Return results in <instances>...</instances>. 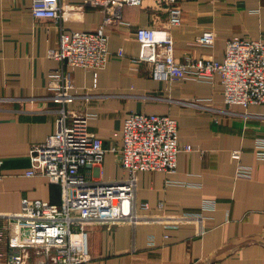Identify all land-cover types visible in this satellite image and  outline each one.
Here are the masks:
<instances>
[{"label": "crops", "instance_id": "0c3cea01", "mask_svg": "<svg viewBox=\"0 0 264 264\" xmlns=\"http://www.w3.org/2000/svg\"><path fill=\"white\" fill-rule=\"evenodd\" d=\"M64 3L73 11L58 25L33 17L31 0H0V213H17L23 198L60 202L59 187L47 177L25 176L30 148L56 128L57 105L48 98L47 75L59 61L48 52L57 46L59 26L93 31L104 16L83 0ZM175 3L181 10L176 27H169L163 1L122 6L104 25L111 53L104 68L95 78L92 71H71L85 97L68 108L90 113L88 128L106 149L102 162L89 171L93 179L127 176L111 149L121 145L113 135L130 113L174 118L179 144L193 147L178 154L173 174L138 173L135 204L141 221L85 225L90 260L82 264H264V161L254 155L255 140L264 138V105L226 107L217 75L213 82L153 79L152 63L137 58L135 39L138 27L169 28L176 61H221L231 37L264 42V0ZM207 31L214 33L212 43H198ZM119 49L122 57L115 55ZM198 99L203 107L192 104ZM233 150H240V162L252 167L250 179L234 177ZM203 199L214 200L215 209L201 210ZM142 202L148 210L139 207Z\"/></svg>", "mask_w": 264, "mask_h": 264}, {"label": "built area", "instance_id": "2783aa9c", "mask_svg": "<svg viewBox=\"0 0 264 264\" xmlns=\"http://www.w3.org/2000/svg\"><path fill=\"white\" fill-rule=\"evenodd\" d=\"M98 6L104 16L96 30H64L59 26L57 46L48 52L59 66L47 75L48 98L57 105L56 128L42 143L28 152L30 166L25 176H45L60 190V202L51 204L23 198L17 213H0V264H82L90 260L87 247V224L128 223L142 220L136 211V181L140 172L158 171L173 174L177 156L190 152L189 144L178 142L177 122L162 114L130 113L120 133L114 137L121 145L112 147L119 157L125 178L95 180L89 171L103 160L106 149L100 137L88 128L90 113L68 108L79 94L72 80V69L92 71L94 78L104 68L111 53L104 25L117 18L122 6H139L143 0H83ZM167 4L168 25L181 22V10L175 0ZM77 6V9H80ZM33 17L50 19L60 25L70 17L72 5L64 0H31ZM214 33L204 32L198 43H212ZM138 59L152 63V78L157 81L195 80L213 82L217 75L226 107L264 105V42L259 39L231 37L226 41L221 61L174 57V39L169 28L138 27ZM122 57L123 51L117 50ZM95 81V79H94ZM203 107L202 100L192 102ZM227 113V110H221ZM254 155L264 161V138L254 142ZM236 161L234 177L250 179L252 167L240 162V150L231 151ZM139 207L148 210V203ZM161 207V205H160ZM214 200L203 199L201 210H214ZM190 217L195 215H189ZM198 216V215H197ZM144 219V218H143ZM148 245L153 246V237Z\"/></svg>", "mask_w": 264, "mask_h": 264}]
</instances>
